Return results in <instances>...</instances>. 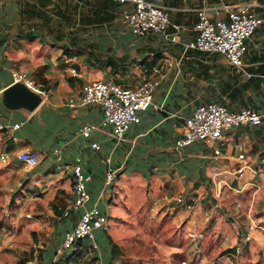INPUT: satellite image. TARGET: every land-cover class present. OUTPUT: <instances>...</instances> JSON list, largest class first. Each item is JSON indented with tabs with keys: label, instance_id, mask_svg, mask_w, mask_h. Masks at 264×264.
Masks as SVG:
<instances>
[{
	"label": "crops",
	"instance_id": "obj_1",
	"mask_svg": "<svg viewBox=\"0 0 264 264\" xmlns=\"http://www.w3.org/2000/svg\"><path fill=\"white\" fill-rule=\"evenodd\" d=\"M162 2L171 21L181 26L178 43L153 34L135 37L123 22L128 5L113 0H0V85H11V73L20 70L51 93L30 114L6 109L0 98V122L7 125L0 131V154L10 155L2 161L4 179L9 190L32 197V205L24 208L26 217L42 218L31 222L38 241L26 264L50 262L83 212L64 215L73 201L72 180L69 173L56 170L55 149L67 163L82 159L84 171L92 176L86 208L98 205L110 218V230L96 232L97 251H90L85 241L57 264H85L91 258L109 264L110 257L118 264V232H112L117 224L127 231L134 225L160 231L158 239L151 236L158 248L149 264H264V24L247 43L244 63L250 77L238 74L219 53L184 45L196 38L198 9L206 8L212 20L225 19L242 3L262 12L264 0ZM68 49L104 57L81 60L66 55ZM128 70L134 75L125 79ZM145 79H157L160 86L141 122L121 140L102 125L99 105L79 102L89 82L133 87ZM209 102L253 109L263 115V122L234 128L216 142L177 148L185 117ZM84 123L93 128L88 138L80 133ZM94 142L100 149L92 148ZM237 144L244 147L243 161ZM23 150L37 152L39 163L24 165L17 158ZM108 164L118 169V176L103 190ZM243 165L240 174L237 169ZM145 232L144 242L151 241ZM5 235L0 233L1 253L12 241ZM85 252L82 260L79 254Z\"/></svg>",
	"mask_w": 264,
	"mask_h": 264
},
{
	"label": "built area",
	"instance_id": "obj_2",
	"mask_svg": "<svg viewBox=\"0 0 264 264\" xmlns=\"http://www.w3.org/2000/svg\"><path fill=\"white\" fill-rule=\"evenodd\" d=\"M124 8L123 22L135 37L147 35H159L171 43L180 40L181 26L171 21L167 7L162 0H113ZM264 24V6L262 12H256L251 4L242 3L228 11L225 19L212 20L206 8L198 9V21L194 26L196 38L184 43L185 49H197L199 51L216 52L223 55L235 68L238 74L250 77L246 71L244 55L247 43L254 35L258 27ZM12 83L23 81L31 89L41 93L45 101L49 100L50 90L37 84L28 73L15 70L11 73ZM160 86L157 79H145L136 86L125 87L108 80H95L85 84L79 98L81 104H97L103 110L102 125L111 129L116 139L121 140L132 125L142 120V114L153 103L154 93ZM5 87L0 85V93ZM74 106V101L71 102ZM263 122V115L259 112L243 108L241 110L230 109L225 104L209 102L196 107L192 113L184 119V134L176 140L177 148H184L196 141L216 142L224 137L227 131L242 125L258 126ZM20 125L14 124L17 129ZM7 125L0 122V131ZM92 126L84 123L80 127L82 136L88 138L92 133ZM240 153L238 159L245 160L244 147L236 145ZM92 148L100 149L96 142ZM215 153L220 154L219 150ZM56 158L55 168L58 172L69 173L72 180L73 201L64 215L68 216L71 210L83 209L77 225L65 233L62 242L57 246L55 256L45 264H57L68 252L87 241L90 251H97L99 244L96 238L98 230L107 232L110 230V218L98 205L86 208L91 200L88 184L92 176L84 171L82 159L76 157L74 162L67 163L58 149L54 150ZM9 153H1L0 160L8 161ZM17 158L27 166H36L39 163L37 152L32 150L20 151ZM245 166L237 169L242 173ZM118 176V169L108 164L105 174L104 188L111 187ZM221 181L220 187L222 186ZM178 201H182L181 198ZM250 233L244 239L250 240ZM181 264H187L182 262Z\"/></svg>",
	"mask_w": 264,
	"mask_h": 264
},
{
	"label": "rangeland",
	"instance_id": "obj_3",
	"mask_svg": "<svg viewBox=\"0 0 264 264\" xmlns=\"http://www.w3.org/2000/svg\"><path fill=\"white\" fill-rule=\"evenodd\" d=\"M65 54H73L75 56H79L81 60H90V59H103L104 53H100L99 57H96V53L91 52H81V51H72V49H68L65 51ZM124 70V69H123ZM114 74V73H112ZM134 73H131V70L124 72L123 77L125 79L131 78ZM115 78L116 76L113 75ZM38 84V83H37ZM42 85V84H39ZM45 87V85H42ZM47 88V87H46ZM3 148L0 147V151ZM5 168V164L0 160V233L7 236V238L12 239V241L6 244V249L2 253L0 252V259L4 260L5 264H26L25 261L28 258V253L32 249H36L34 242L38 241L37 230L32 227V223L35 218L40 223L42 218L40 215L36 217V214H31L32 218H27V214L24 211V208L31 206L30 202L32 197L19 195V193L15 190H9L4 179L5 173L3 172ZM34 198V197H33ZM30 212V209H29ZM23 219H26L23 221ZM16 227H19L18 229ZM149 228H136L134 225L130 230H125L120 228V226L113 225L112 232H118L116 237V250L115 258H119L118 264H149L152 263V258L154 257V252L158 248L157 244L153 243L154 238L151 236H155L158 239V235H160V231H155L153 226H148ZM17 229V230H16ZM152 229V230H150ZM145 232L149 237V242H144L142 238V232ZM5 240V239H4ZM2 242V241H1ZM4 246L3 243H1ZM5 247V246H4ZM10 250V251H8ZM71 256L74 253L70 254ZM93 255V254H91ZM69 256V258H71ZM86 252L83 254H79V257H82L84 260L86 257ZM68 258V259H69ZM114 257H110L108 261L109 264H113L111 259ZM96 258H91V261L85 260V264H96ZM92 261H94L92 263ZM79 261H73L69 264H76Z\"/></svg>",
	"mask_w": 264,
	"mask_h": 264
},
{
	"label": "water",
	"instance_id": "obj_4",
	"mask_svg": "<svg viewBox=\"0 0 264 264\" xmlns=\"http://www.w3.org/2000/svg\"><path fill=\"white\" fill-rule=\"evenodd\" d=\"M1 104L14 112H34L44 101L41 93L31 89L25 82L12 83L0 93Z\"/></svg>",
	"mask_w": 264,
	"mask_h": 264
}]
</instances>
